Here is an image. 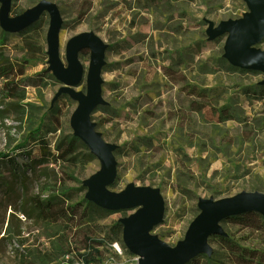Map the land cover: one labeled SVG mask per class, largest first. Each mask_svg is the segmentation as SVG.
<instances>
[{"label":"rangeland","instance_id":"obj_1","mask_svg":"<svg viewBox=\"0 0 264 264\" xmlns=\"http://www.w3.org/2000/svg\"><path fill=\"white\" fill-rule=\"evenodd\" d=\"M41 1L58 10L64 68L70 39L92 33L105 46L102 104L88 120L113 148L106 190L158 191L164 211L148 236L175 248L199 201L264 195V100L247 96L264 74L232 67L228 34L208 35L249 16L242 0H11L7 21ZM49 26L43 12L19 34L0 27V264H138L123 240L135 210H106L86 197L85 181L101 164L71 129L78 102L59 94ZM254 48L264 52V39ZM77 59L83 76L74 91L86 96L90 49ZM220 227L210 253L186 264H264V224Z\"/></svg>","mask_w":264,"mask_h":264},{"label":"water","instance_id":"obj_2","mask_svg":"<svg viewBox=\"0 0 264 264\" xmlns=\"http://www.w3.org/2000/svg\"><path fill=\"white\" fill-rule=\"evenodd\" d=\"M11 0H3L0 12V27L5 32L20 33L35 23L43 12L50 16L47 33L50 68L63 87L59 94H68L78 102L70 125L74 136L79 138L101 164V170L85 181L87 199L96 206L111 211L135 210L123 221V240L127 249L140 260L138 264H186L199 254H209L208 238L222 235L223 220L248 212L264 217V195L242 193L216 202L201 200L199 213L190 224L184 240L175 248H169L154 237L148 236L151 227L159 224L163 215V202L157 190L127 186L119 194H112L106 188L115 178L113 148L105 144L94 132L89 116L102 104L100 99V69L103 65L105 46L92 33L81 34L69 40L66 48L68 68L58 59L57 32L61 25L56 6L48 1L35 5L18 22L7 21ZM249 16L239 22H222L208 31L210 38L227 33L224 58L234 68L261 72L264 74V52L254 47L264 39V0H242ZM83 49H90V64L87 76V94L76 93L83 76L77 59ZM264 84V82H263Z\"/></svg>","mask_w":264,"mask_h":264},{"label":"trees","instance_id":"obj_3","mask_svg":"<svg viewBox=\"0 0 264 264\" xmlns=\"http://www.w3.org/2000/svg\"><path fill=\"white\" fill-rule=\"evenodd\" d=\"M257 90H258L257 94L252 93L253 95H251L250 93H248L247 96L249 95L250 97L256 98L257 100H264V84L257 87ZM222 222L223 223H232V224H241V225L244 224L247 228L258 230L264 224V217L261 216L259 213H256V212H248V213H244L241 215L229 217V218L223 220ZM221 238H222V240L224 239L223 237H221ZM240 254H242V256L244 257L243 252H240ZM240 263L245 264L246 261H242Z\"/></svg>","mask_w":264,"mask_h":264},{"label":"bare ground","instance_id":"obj_4","mask_svg":"<svg viewBox=\"0 0 264 264\" xmlns=\"http://www.w3.org/2000/svg\"><path fill=\"white\" fill-rule=\"evenodd\" d=\"M58 59L60 60V57H58ZM60 62H61V60H60Z\"/></svg>","mask_w":264,"mask_h":264}]
</instances>
